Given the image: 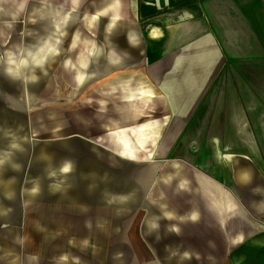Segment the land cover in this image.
<instances>
[{"label": "crops", "instance_id": "0c3cea01", "mask_svg": "<svg viewBox=\"0 0 264 264\" xmlns=\"http://www.w3.org/2000/svg\"><path fill=\"white\" fill-rule=\"evenodd\" d=\"M102 2L81 10L78 0L72 12L106 24L114 13ZM121 3V19L105 30L103 44L80 29L72 35L75 58L64 60L73 77L69 91L38 97L42 81L23 83L0 68V133L4 121L14 120L42 140L56 139L23 141L20 161L4 156L0 163V196L13 207L5 217L0 204V220L15 224H0V264H208L194 241L208 227L238 247L233 264H264V0ZM71 4L43 5L62 13ZM63 32L51 31L40 55L54 60ZM103 75L92 113L88 99L87 111L68 110L66 117L26 112L36 99H82L80 91ZM145 93L161 97L145 110L154 111L162 133L157 150L153 136L147 152L127 159L103 123L118 115L115 105ZM91 122L97 139H75V127Z\"/></svg>", "mask_w": 264, "mask_h": 264}, {"label": "rangeland", "instance_id": "374dc122", "mask_svg": "<svg viewBox=\"0 0 264 264\" xmlns=\"http://www.w3.org/2000/svg\"><path fill=\"white\" fill-rule=\"evenodd\" d=\"M52 1L55 3L60 0ZM98 1L99 0H82L81 10H92L94 3ZM43 4L44 2L42 0H40V3L39 0H0V68L5 71L6 75L9 77L11 76L12 79L17 81L21 80L23 83H26L27 81H33L34 83L42 81L40 82L36 94L38 97L50 94L52 99L53 95L64 93V89H68L69 91L70 86H72L71 84H68L71 81L70 79L73 78L72 71L67 70L64 67V60L67 57H69L72 61L75 58L76 52L74 50L71 51L69 48L71 40H73L72 35L76 34L77 30L80 29L84 36L88 37L92 35L93 40H95L98 44H100V42L103 44L106 36L105 30L107 32V28H102L105 27L104 25L106 19H104V21L99 19L93 23L91 20L87 19L89 16L86 14L87 11H79L78 14H76L66 10L61 13L58 7H46ZM22 5L23 7L19 8ZM87 28H95L98 31L96 30L93 33H89L86 30ZM60 30L64 31L63 33L67 35V38L64 39V42L62 40L60 43L62 47L57 54V57L52 60L53 56L50 54L47 55L46 53L44 55H40V49L42 48L43 50L46 48L47 41L48 43L50 41L48 40V37L51 36V31L58 32ZM9 53L13 55V58L20 55L23 59L24 66L23 74L21 76L8 74L7 67H9L8 62L10 60L8 61L7 56ZM36 53H39L40 56H37ZM35 56L39 58L41 57L40 63L33 61ZM93 63L94 62L92 61V64ZM41 75L46 76V79L41 78ZM105 75L107 74L105 73ZM105 75H103L104 77L93 79V81L91 80L88 86L85 87L84 90L80 91L81 94L86 93L82 99L79 97L74 100H59L58 102L51 103H38L36 102V99L27 104L26 112L29 117L31 115V118L36 115L38 118L45 115L50 119H52L53 116L55 118L60 115L61 117H66L68 110L78 109L82 112V110L85 109V111H87L86 105L88 104V99V108H91L89 113H92L96 109V103L100 95L97 92L98 87L101 85L102 81L105 80ZM26 77L29 79L27 80ZM33 77H35V79H33ZM8 93L9 95H13L15 97L18 96L17 98L21 100L22 96L19 94L20 92L17 88H10ZM27 96V101L30 102V95L28 94ZM2 125L3 132L0 133V161H5L4 156H7V161L10 159L20 161L16 153L18 152L20 154L25 150L24 145L21 147L20 144L23 141L29 143L35 141L44 145L49 144L50 141L56 140L55 137H53L54 139L52 138V140L46 138L42 140L34 129L27 131L22 121L14 122V120H12L10 123L4 121ZM95 126L96 124L91 122L81 128L75 127V129L81 133H78V136L75 139L83 142H85V138L87 137V139H97V128L95 129ZM13 145H17V147L14 148L12 147ZM183 148L184 147H180V149ZM24 159L27 162L28 159H30V153H28L27 157L24 155ZM227 163L228 160L225 161V164ZM0 182L3 183L4 181L0 180ZM13 182L14 180H11L12 184ZM191 183L194 182L191 181ZM12 186L13 192L17 193L16 186ZM12 194L13 193H11V195ZM1 196L0 204L5 210L4 216L7 217L9 215V211L13 210V207L9 206V202H7V196L5 194H1ZM10 204H12V202ZM22 204L23 200L21 201V205ZM67 214V218L71 222V219L75 217L74 215L70 216V213ZM11 222H13V220ZM0 224L7 228L15 225L14 223L7 222V219L0 220ZM197 233H200V235L202 233L203 238L195 236V247L198 248L206 263L233 264L230 256L238 247H229L228 244L225 245V241H228L230 238L228 234L224 236L223 234H220V232L217 233L212 231L210 227L204 229L202 232L198 231Z\"/></svg>", "mask_w": 264, "mask_h": 264}, {"label": "bare ground", "instance_id": "6f19581e", "mask_svg": "<svg viewBox=\"0 0 264 264\" xmlns=\"http://www.w3.org/2000/svg\"><path fill=\"white\" fill-rule=\"evenodd\" d=\"M42 1L46 5L49 4V0ZM72 2L73 4H71L70 7L71 12L76 10V6L74 5L76 3H74V0H72ZM121 5V0H103L101 4L102 10L103 8H109L112 9V12L114 13L111 20L105 24V28H107V31L109 32L114 29V26L118 24L121 19L123 13L121 12ZM22 7L23 5L19 8ZM133 7L135 9L134 5ZM97 13L99 14L101 12L98 10ZM152 27L155 31H157V27L154 25ZM36 55L40 56L39 53H36ZM7 57L8 61L10 60L8 62L9 67H7L8 74H12L13 76H21L23 74L24 66L21 56L17 55L16 58H13V55L9 53ZM37 60L41 61V57L39 58L35 56L33 61L37 62ZM26 78L27 80L29 79L28 77ZM158 99H161V97L153 96L152 93L144 95L138 99H132L129 97L122 101V103L114 106L118 112V115L107 117V121L103 123L105 124L106 131L108 130V134L112 137L114 142L118 144L115 150L118 151L121 157H125L127 159H137L135 154L147 152L149 141L153 136L155 138L152 143L153 149H155V147L158 145L157 141L159 140V135L162 133L161 124L157 122L155 117H151V114H153L154 111L148 113L147 110H145L146 107L151 109L154 108L155 103L160 101ZM102 110L106 111L107 108L102 107ZM147 113L149 114V118H145ZM141 142L143 143V147H141ZM150 151L154 152V150ZM127 152H131V156L124 154Z\"/></svg>", "mask_w": 264, "mask_h": 264}, {"label": "clouds", "instance_id": "9594fccd", "mask_svg": "<svg viewBox=\"0 0 264 264\" xmlns=\"http://www.w3.org/2000/svg\"><path fill=\"white\" fill-rule=\"evenodd\" d=\"M41 61H39V60H37V63H40ZM33 79H35V77H33ZM79 79L82 81L83 79H84V77L83 76H81V77H79ZM145 94H149V93H145ZM12 147H17V145H13ZM141 147H143V143L141 142ZM0 163H3V161H0ZM63 171L64 172H67V171H69V167H65L64 169H63ZM38 189H33V191L35 192V191H37ZM193 216H195V215H193ZM185 255L187 256V253H185Z\"/></svg>", "mask_w": 264, "mask_h": 264}, {"label": "snow or ice", "instance_id": "6c2138e0", "mask_svg": "<svg viewBox=\"0 0 264 264\" xmlns=\"http://www.w3.org/2000/svg\"><path fill=\"white\" fill-rule=\"evenodd\" d=\"M74 3H78V0H74ZM105 14H106V13H101V15H105ZM96 19H97V17H96V16H93L91 22L94 23ZM124 154H125V155H129V156H131V152H127V153H124ZM245 179H246V177H245ZM191 219L195 220L196 217H195V216H192Z\"/></svg>", "mask_w": 264, "mask_h": 264}]
</instances>
